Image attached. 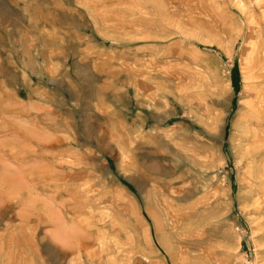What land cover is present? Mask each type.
Returning a JSON list of instances; mask_svg holds the SVG:
<instances>
[{"label":"rangeland","instance_id":"374dc122","mask_svg":"<svg viewBox=\"0 0 264 264\" xmlns=\"http://www.w3.org/2000/svg\"><path fill=\"white\" fill-rule=\"evenodd\" d=\"M263 111L264 0H0V264H264Z\"/></svg>","mask_w":264,"mask_h":264},{"label":"bare ground","instance_id":"6f19581e","mask_svg":"<svg viewBox=\"0 0 264 264\" xmlns=\"http://www.w3.org/2000/svg\"><path fill=\"white\" fill-rule=\"evenodd\" d=\"M263 114H264V111H263ZM261 129V128H260ZM258 136V135H257Z\"/></svg>","mask_w":264,"mask_h":264}]
</instances>
